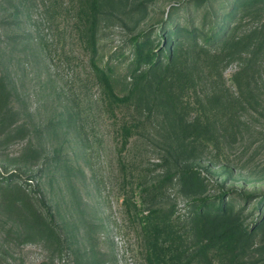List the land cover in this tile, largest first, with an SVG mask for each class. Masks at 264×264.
Returning <instances> with one entry per match:
<instances>
[{
  "label": "rangeland",
  "instance_id": "374dc122",
  "mask_svg": "<svg viewBox=\"0 0 264 264\" xmlns=\"http://www.w3.org/2000/svg\"><path fill=\"white\" fill-rule=\"evenodd\" d=\"M80 1L0 0V264H146L124 195L173 175L149 204L187 215L193 199L176 174L183 165L199 167L203 195L233 201L252 224L264 214V52L250 101L207 140L184 137L166 111L141 112L137 97L115 104L92 63L111 67L122 95L136 38L158 44L175 28L185 44L192 29L201 42L221 21L222 30L246 36L264 24V0H105L96 50L77 25ZM243 56L222 63L233 88ZM185 96L194 113L193 92ZM137 118L141 127L122 149V124ZM40 220L52 221L54 237ZM249 262H264V225L237 264Z\"/></svg>",
  "mask_w": 264,
  "mask_h": 264
},
{
  "label": "trees",
  "instance_id": "16d2710c",
  "mask_svg": "<svg viewBox=\"0 0 264 264\" xmlns=\"http://www.w3.org/2000/svg\"><path fill=\"white\" fill-rule=\"evenodd\" d=\"M104 3L105 0H81L78 3L77 25L84 30L92 50L97 47L96 25ZM262 28L264 24L246 36H236L230 30H222L221 21L201 42L195 30H187L185 44L173 37L177 32L175 28L166 31L158 44L150 36L138 37L133 51V80L122 95L114 89L111 67L96 61L92 65L106 94L115 104H129L137 97L134 104L141 112L166 111L176 131L184 137L207 140L216 136L220 127L227 129L233 125V118L245 107L246 101H250L255 89L253 75L259 62L258 55L264 52ZM235 55L244 56L232 73L233 88L226 84L222 63ZM262 63L264 65V58ZM2 76L0 74V108L6 97ZM189 91L195 97L194 113L189 111L191 104L185 101ZM141 124V118L122 124V149L127 147L130 136ZM176 174L180 191L193 199L187 215L175 216L171 210L149 204L173 175H166L163 184H140L139 193L133 189L132 193L124 195L125 211L138 223L136 229L146 264H237L243 260L258 228L264 225V214L248 225L243 208L235 209L233 201L225 200L223 196L203 195L207 182L199 167L183 165ZM40 221L45 224L49 236L54 237L52 221Z\"/></svg>",
  "mask_w": 264,
  "mask_h": 264
}]
</instances>
